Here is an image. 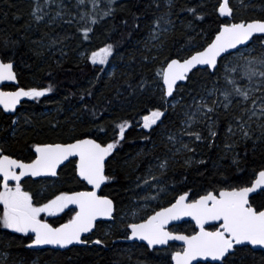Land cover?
<instances>
[{"label": "trees", "instance_id": "trees-1", "mask_svg": "<svg viewBox=\"0 0 264 264\" xmlns=\"http://www.w3.org/2000/svg\"><path fill=\"white\" fill-rule=\"evenodd\" d=\"M40 3L43 4V0ZM66 3L72 12L77 13L76 21L79 20V13L83 12L98 17V23L92 26L94 31L89 40H83L82 34L77 31L76 21L71 25L60 20L50 26L43 23L37 25L29 16L34 0H0V44L5 37L19 41L14 48H0V57L5 61L9 57L13 60L20 87L53 85V91L46 93L44 97L22 102L14 116L6 115L0 110V148L4 149L5 154L29 161L34 158L31 146L35 143L70 142L72 138H83V133L88 129L92 130V138L106 143L115 138L118 131L115 123L123 119L129 120L130 127L125 130L124 140L106 161V174L115 179L106 182L100 190L101 195H108L115 201L118 216L122 208L136 205L135 201L138 202L137 198L141 197L139 191L144 186L140 184L138 177L146 175L149 165L158 161L157 157L161 159L167 157L166 154L169 155L165 149L171 143L166 142L165 138L180 128V106L175 111L168 107L166 116L162 118L164 123L159 127H141V117L147 114L148 108L164 106L162 91L159 89L161 79L156 76L157 70L163 66L164 58L169 53L179 52L183 57L210 42L218 25L227 23L228 20L215 11L217 0H174L172 19L175 26L161 37L164 40L161 50L153 47L158 42L150 44L148 35L151 22L163 10V0L161 8H157L152 0H116L111 6L114 8L112 16H103V12L109 7L107 0H96L95 7L93 0H84L89 8H83L82 11L78 0H66ZM244 4L248 7H237L230 0V5L234 8L230 21L264 18V0H244ZM184 7H200L204 18L196 20L187 12L179 13L177 17L178 10ZM134 14L139 19L134 20ZM189 20L193 27L185 28L184 24ZM83 24L84 21L79 22L80 26ZM60 37L66 39L58 44L51 43ZM189 37L192 38L191 43ZM46 39H50V44L40 50L37 44ZM254 41L259 40L253 39L252 42ZM107 43L116 46L109 59L115 66L111 76L104 74L101 65H94L78 56L84 48L94 51ZM222 62L223 60L220 65ZM206 70L196 69L184 84L178 85L177 90L181 89L182 93L188 90L185 99L197 94L196 90L205 82H208L209 87L212 86L211 81L215 78L207 76ZM142 79L148 82L144 88L138 87ZM129 84L132 88H129ZM88 92L91 95L86 94ZM176 96H180L179 92ZM47 110L50 112L46 113ZM214 117L218 133L214 141L208 137L204 128L200 129L198 125L195 127V131H201L206 138L201 141L194 139L190 143L195 150L191 153L199 158L196 162L186 165L183 160L168 159V167L163 170V175L161 170L155 174L163 180L167 189L166 201L155 207L166 206L183 192L196 197L214 188L218 191L221 186H245L264 167V145L260 143L253 149L251 141H237L232 153L219 147L223 131L228 125V117L222 110L218 117L215 114ZM13 119L17 121L15 124ZM94 124L105 130L100 131L93 127ZM145 136L149 139H142ZM234 160L238 164L233 163ZM41 182H29L30 186L37 184L45 188L38 197L34 195L40 203L61 191L87 188L75 176L74 161L62 166L56 179ZM32 190L31 188L30 191ZM251 201L254 205L264 201V193L252 196ZM71 214L65 210L47 220L58 225L69 219ZM176 230L190 234L194 227L186 222L176 226ZM105 231L112 234L104 237ZM121 235L122 232L110 222L100 223L88 241L101 237L106 239L103 245L87 243L64 251L30 250L25 247L28 239L23 234L0 229V256L1 253L5 255V260L1 257L0 264H162L165 260L170 261L169 253L176 250L174 245H170L149 251L144 245L125 242L120 238ZM233 259L235 264H264V252L249 251L241 247L237 249L234 258L229 257L230 261Z\"/></svg>", "mask_w": 264, "mask_h": 264}, {"label": "snow or ice", "instance_id": "snow-or-ice-1", "mask_svg": "<svg viewBox=\"0 0 264 264\" xmlns=\"http://www.w3.org/2000/svg\"><path fill=\"white\" fill-rule=\"evenodd\" d=\"M115 2L116 0H107L109 7L103 12V16H112L114 8L111 6ZM238 2L243 7H248L244 0ZM78 3L82 5L84 0H78ZM152 3L161 8V0H152ZM95 6L96 0H93V7ZM174 7V0H163V10L151 22L150 40L158 42L153 47L162 50L164 40L161 37L170 29H174L172 19ZM215 11L220 17L226 18H231L234 14L230 0H217ZM182 12L191 14L196 20L204 18L200 7L180 8L176 13L177 17ZM29 16L37 25L46 21L50 26L57 20L71 25L76 21L77 13L72 12L64 0H43V4L40 0H34ZM65 16L68 18L65 19ZM133 19L139 17L134 14ZM80 21H84L83 26L79 25ZM76 22L77 31L82 34L83 40L87 41L94 31L92 26L98 23V17L83 12L79 13V20ZM184 26L192 28V21L189 20ZM261 36H264V18L241 19L238 22L220 23L210 42L190 55L182 57L179 52L169 53L164 58L163 66L156 72V76L162 80L164 106L148 108L147 114L141 117V127L152 129L153 126L159 127L163 124L162 118L168 111L167 98L175 95L177 82L188 80L189 74L196 66L203 65L210 70H206L207 76L216 77L211 81L212 86L209 87L208 82L201 84L189 104L181 105V101L178 100L171 105L173 111L178 105L181 106L183 119L180 123L184 126L181 131L189 137H195L197 141L204 140L206 138L201 131H188L200 123L207 129L208 137L214 141L218 133L215 130L216 120L213 119V115L218 117L223 110L226 116H230L227 137L234 138L233 144H226V148H233L236 141L245 143L251 141L253 149L257 143L264 145V40L260 39ZM63 39L66 37L54 39L51 43L58 44ZM253 39L259 40L261 51L256 52L255 48H248ZM191 40L189 37V43ZM18 43L17 40L5 37L0 48H14ZM240 46H243L244 50H240ZM115 47V44L107 43L90 53L84 51L81 56L94 65H103L109 61ZM183 48L182 45L181 49ZM229 50L236 52L233 54ZM224 56L230 59L224 62L223 71L219 72L220 61L224 60ZM221 79L223 85L217 86ZM16 80L13 60L9 57L5 62V59L0 57V82ZM147 83L142 79L138 87L144 88ZM129 88H132L131 84ZM52 91L51 84L47 87H16L13 91L0 88V106L5 112H12L21 102V98L38 99ZM86 94L91 95V92ZM232 109L238 111H231ZM12 122L15 124L17 121ZM114 126L118 129L115 138L106 143L92 138L91 129L83 133V138H72L69 143H35L31 146L34 150V159L28 162L13 158L0 148V206H2L0 229L24 234L29 241L25 247L29 249L44 245L59 248L86 243L103 245L106 239L97 237L88 241L82 238V234H91L100 223L108 222L122 232L120 238L143 241L145 246L153 251L157 250V246L168 245L169 241H182L183 247L171 251L170 261L165 260L162 264H191L197 257L211 258V261L217 264H235L234 259L230 261L229 257L234 258L238 248H247L249 251H251L249 246L264 248V201L254 205L250 196L256 194L258 189L264 193V168L256 172L255 179L245 186H221L218 195L214 188L195 199L190 198L189 192H183L168 202L167 206L152 207L151 201L158 200L167 189L157 182L158 177L152 174L153 166L149 165L146 175L138 177V181L145 187H148L151 181V187L156 189L155 194L138 197L137 200L142 203L121 209L117 220L115 201L110 196L100 195L98 192L102 185L115 179L114 176L106 174V158H109L124 140L125 130L130 127V121L123 119ZM93 127L99 128L100 131L105 130L95 124ZM142 139L148 140L149 137L145 136ZM175 139L174 134L167 137L169 142H175ZM181 148L190 152L195 151L188 144H182ZM180 151L181 149H177L173 156ZM73 157H78L74 166L75 176L79 182L85 184V187L90 186V190L61 191L46 202L40 203L36 201L33 193L25 191L22 187L23 177L57 176L58 167ZM157 160L159 161L157 167L163 175V170L168 167V157L162 160L157 157ZM191 163V159L185 160L186 165ZM233 163L238 164V161L234 160ZM12 181L15 182L14 185L10 183ZM65 210L72 214L64 223L53 225L47 219L41 218V214L55 217ZM182 217H191L195 221V229L198 230H193L191 235L169 230L171 222ZM210 222H219V225L211 224L213 230H209ZM111 234L105 231L103 236L108 237Z\"/></svg>", "mask_w": 264, "mask_h": 264}, {"label": "rangeland", "instance_id": "rangeland-1", "mask_svg": "<svg viewBox=\"0 0 264 264\" xmlns=\"http://www.w3.org/2000/svg\"><path fill=\"white\" fill-rule=\"evenodd\" d=\"M232 1H233V3H234L235 5H237V7H239V6L241 5V4L238 2V0H232ZM64 3L67 4V3H66V0H64ZM216 6H217V5H216ZM52 7H53V12H54V11H55V6L53 5ZM72 7H73V6H72ZM79 8H80V10L82 11L83 8H87V9H88L89 6H88V4L83 3L82 5H81V4L79 5ZM56 22H58V20H57ZM43 24H47V22L45 21V22H43ZM162 27H164V26H162ZM262 40H264V39H262ZM148 41L150 42V44H154V43L157 42V41H151L149 35H148ZM49 44H50V39H46V40H42L41 42H39V44H37V47L41 50L42 48L48 46ZM248 48H255L256 52H259V51H261V48H260V42H259V41H254V42H252V43H250V44L248 45ZM240 50H244V49L241 48ZM84 51H87L88 53L91 52L90 50L84 48V49H82V50L78 53V56L82 57V56H81V53L84 52ZM94 51H95V50H94ZM235 52H236V51H235ZM235 52H234L233 54H235ZM246 54H247V53H246ZM254 54H255V53H254ZM109 59H110V57H109ZM228 59H230V57L227 56V57L223 60L221 66H220V68H219V72H222V71H223V64H224V62H225L226 60H228ZM99 65H101V64H99ZM101 66H102V68H103V70H104V74H109V73H111V72L113 71L114 67H115L114 64H113L112 62H110V60H109L106 64H103V65H101ZM214 78L216 79L215 76H214ZM215 79H214V80H215ZM245 82H246V81H245ZM220 85H223V79L220 80V84L217 85V86H220ZM210 87H211V86H210ZM159 89H160V91H161V89H162V85L159 87ZM177 92H179L180 96H176V93H177ZM180 92L182 93L181 89H178V90L175 92V95H174V96H172L171 98L167 99V105H168V107H171V105H172L175 101H178V100L181 101V105H186V104H189V103L191 102L192 96H191L189 99H185V98L187 97L186 94H187L188 90H187L186 93H182V94H181ZM195 95H196V94H195ZM181 98H183V99H181ZM198 98H199V97L197 96V99H198ZM178 107H179V105H178ZM180 108H181V106H180ZM231 111H238V110H237V109H232ZM49 112H50V110H47V111H46V113H49ZM222 112H223V110H222ZM227 117H228V121H229L230 116H227ZM181 119H183V114H181ZM213 119L215 120L214 115H213ZM180 121H181V120H180ZM197 125L199 126L200 129H201V128H204V129L206 130V132H207V129L205 128V126H204L203 124H200V123L195 124V126L192 127V128H189L188 131H195V129H196L195 127H197ZM227 126H228V125H227ZM227 126H226V128L224 129V131H223V135H222V139H221L222 142H221V144L219 145V147L223 148V149L225 150V152H231V153H232V150L234 149V147L231 148V149H228V148L225 147L226 144H233V140H234V138H228V137H227V134H226ZM182 127H184V126L181 125V123H180V128H178L177 131L171 133V134H174V135H175L176 139H175V142H170V143H171L170 147H167V148L165 149V151L169 152V155L166 154V156L168 157V159H171V160H183L184 163H185V160H188V159H191L192 162H196L199 158L195 157L190 151H186V150H183V149L181 148V145H182V144H188L189 147L192 148V147L190 146V143L195 139V137H189L188 135H185V134L181 131V128H182ZM215 130H216V128H215ZM207 134H208V132H207ZM168 136H169V134H168V135L166 136V138H165V141H166V142H169V141L167 140V137H168ZM163 139H164V137H163ZM236 142H237V141H236ZM177 149H181V151L178 152L175 156H173V153L176 152ZM176 156H177V157H176ZM164 158H165V157H164ZM164 158H161V160L164 159ZM158 163H159L158 161L152 163V166H153V169H154V171H153V173H152L153 175L157 174L158 171L160 170V169L157 167ZM157 182L163 184V180H161V179H159V178H158V181H157ZM41 183H42V182H41ZM151 184H152V182L149 181V186H148V187L143 186V187L140 189L139 192H140V196H141V197L146 196V195H154V194H155L156 189L152 188V187H151ZM42 185H43V184H42ZM26 188H27V190H29V188H32L33 190H32L31 193H33V194H34L35 196H37V197H38V195H41V193L45 190L44 187H41V185H37V184L32 185V186L27 185ZM166 194H167V192H165L164 194L160 195V197H159L158 200L151 201V206H152V207H155L156 204H158V205L163 204V203L166 201V198H165V195H166ZM137 203H142V201H138V202L135 201V204H137ZM131 207H133V206L129 205L128 207H124V208H122V209H125V208H131ZM119 215H120V213H119ZM119 215L117 216V220H119ZM128 222H130V221H128ZM1 257H3L4 260H5V255H2V253H1V256H0V262L2 261V260H1Z\"/></svg>", "mask_w": 264, "mask_h": 264}, {"label": "water", "instance_id": "water-1", "mask_svg": "<svg viewBox=\"0 0 264 264\" xmlns=\"http://www.w3.org/2000/svg\"><path fill=\"white\" fill-rule=\"evenodd\" d=\"M229 19V18H228ZM257 35H259V34H257ZM214 37V36H213ZM241 47H243V46H240V48ZM230 52H234L235 50H229ZM223 55V54H222ZM198 68H207V66H203V65H198V66H196V68L194 69V70H196V69H198ZM193 70V71H194ZM15 71V70H14ZM210 71V70H209ZM16 73V72H15ZM161 82H162V80H161ZM185 81H178L177 82V85L179 84V83H184ZM4 85H11V86H17L18 85V80H16V81H3V82H0V88L2 87V86H4ZM15 90V89H14ZM5 91H13V90H5ZM28 97H23V98H21V102L16 106V109L14 110V111H12V112H5L4 110H3V108H2V106H0V109L5 113V114H7V115H11V116H13V115H15V113H16V111H17V109L20 107V105H21V103L23 102V101H25L26 99H27ZM168 98H170V97H168ZM71 142V141H70ZM66 143H69V142H66ZM13 158H15V157H13ZM17 159V158H16ZM34 159V158H33ZM78 159V157H73V158H69V161L70 160H77ZM107 159L108 158H106V161H107ZM69 161H66V162H64L61 166H59L58 167V170L57 171H59V169L62 167V166H64L66 163H68ZM25 162H28V161H25ZM74 165H75V163H74ZM56 176H50V175H42V176H39V177H31V176H27V177H23L22 178V180L23 179H25V178H30L31 180H37V179H41V178H55ZM255 179V178H254ZM12 182H14V181H12ZM103 186V185H102ZM89 188H90V186H88ZM88 190H90V189H88ZM78 191H81V190H78ZM98 192H100V190H98ZM260 192V190L258 189L257 190V193H259ZM256 193V194H257ZM217 195H218V192L216 193ZM255 194H250V196L252 197V196H254ZM198 197V196H197ZM196 197V198H197ZM191 198V197H190ZM195 199V198H194ZM74 206H70V208H73ZM102 220H106V218H101ZM182 222H190V223H192L193 224V226H194V228H195V221H193L192 219H191V217H182L180 220H178V221H173V222H171V225H175V224H180V223H182ZM211 224H215V225H219V222H210V224H209V226L211 225ZM170 225V226H171ZM195 230H198V229H195ZM87 235H89V234H82V238H84V237H86ZM191 235V234H190ZM125 242H127V243H137V244H143V245H145V242H143V241H139V240H136V241H131V240H124ZM29 243V242H28ZM27 243V244H28ZM172 243H175V244H177V245H179V246H182L183 247V242L182 241H169V244H172ZM26 244V245H27ZM168 244V245H169ZM83 245H85V244H74V245H69L68 247H66V248H59V247H55V246H51V245H44V246H38V247H34V248H31L30 250H43V249H52V250H60V251H64V250H67L68 248H70V247H72V246H83ZM168 245H165V246H157V248H161V247H166V246H168ZM27 248V247H26ZM249 248H251L252 250H255V251H257V250H261V251H263L264 252V248H261L260 246H249ZM27 249H29V248H27ZM150 250V249H149ZM198 263H210V264H217V262H213V261H211V258H202V257H197L196 259H194L192 262H191V264H198Z\"/></svg>", "mask_w": 264, "mask_h": 264}, {"label": "flooded vegetation", "instance_id": "flooded-vegetation-1", "mask_svg": "<svg viewBox=\"0 0 264 264\" xmlns=\"http://www.w3.org/2000/svg\"><path fill=\"white\" fill-rule=\"evenodd\" d=\"M19 87V86H18ZM16 87H11V86H8V88H6V90H13V89H15ZM7 115V114H6ZM15 118V117H14ZM28 180H31V179H24L23 181H22V187L24 188V190L25 191H29V192H32V191H30L31 190V188H29V190H27V188H26V186L27 185H30L29 184V182H32V181H34V180H31V181H28ZM39 182H41L40 180H39ZM13 185H14V183H12Z\"/></svg>", "mask_w": 264, "mask_h": 264}]
</instances>
